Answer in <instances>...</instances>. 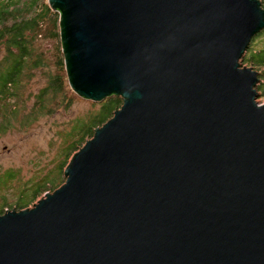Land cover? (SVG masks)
<instances>
[{
    "label": "water",
    "instance_id": "95a60500",
    "mask_svg": "<svg viewBox=\"0 0 264 264\" xmlns=\"http://www.w3.org/2000/svg\"><path fill=\"white\" fill-rule=\"evenodd\" d=\"M68 83L122 106L66 181L0 215V264H264L262 0H48Z\"/></svg>",
    "mask_w": 264,
    "mask_h": 264
},
{
    "label": "rangeland",
    "instance_id": "374dc122",
    "mask_svg": "<svg viewBox=\"0 0 264 264\" xmlns=\"http://www.w3.org/2000/svg\"><path fill=\"white\" fill-rule=\"evenodd\" d=\"M50 30L52 32V25H48L43 34H35L33 40L36 52L41 51L48 65L35 70L28 67L20 74L18 84L12 86L7 96L0 98V210L5 212L18 209L22 192L29 196L38 183L47 182L58 174L66 146L72 141L67 133L100 107V102L82 98L70 85L53 96L46 93L43 101L46 108L40 106L41 90L57 75V44L49 36ZM7 52L5 45L0 44V63L5 61ZM245 62L243 60L242 64ZM263 88H257L260 103H264ZM50 108L55 109L50 113ZM47 189L46 192L54 191L49 184ZM45 193L28 207H33Z\"/></svg>",
    "mask_w": 264,
    "mask_h": 264
},
{
    "label": "trees",
    "instance_id": "16d2710c",
    "mask_svg": "<svg viewBox=\"0 0 264 264\" xmlns=\"http://www.w3.org/2000/svg\"><path fill=\"white\" fill-rule=\"evenodd\" d=\"M262 2L264 7V0ZM59 17L60 14L50 8L47 0H0V44H4L8 51L5 61L0 63L1 99L7 96L12 86L18 84L20 74L24 73L28 67L35 70L48 65L45 57L41 55V51L36 52V44L33 42L34 35L43 34L48 25L53 27L49 36L54 41L56 40V63L58 67L56 69L57 75L39 94L40 106L43 109L46 108L45 102H43L46 93L53 96L58 91L67 88L69 84L62 53L60 26L58 27ZM245 57L246 62L243 64L253 65L255 69H259L261 82L258 87H264V28L253 37ZM122 104L123 98L121 96L107 97L100 102V107L96 111L91 112L86 119L78 121L69 130L67 137L72 138V141L66 146L64 158L58 166V174L50 177L47 182L44 180L38 183L29 196H25L28 193L22 192L17 210L28 207L29 203L45 193L48 190V184L55 190L60 186L56 187L57 184L62 185L66 181L64 171L70 162V155L75 154L88 139L92 138L95 129L112 118ZM54 109L50 108L48 111L51 113ZM0 213H5V210L1 209Z\"/></svg>",
    "mask_w": 264,
    "mask_h": 264
}]
</instances>
